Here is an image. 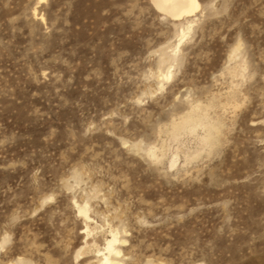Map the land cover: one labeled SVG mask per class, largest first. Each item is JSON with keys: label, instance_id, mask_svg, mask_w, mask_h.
I'll list each match as a JSON object with an SVG mask.
<instances>
[{"label": "rangeland", "instance_id": "374dc122", "mask_svg": "<svg viewBox=\"0 0 264 264\" xmlns=\"http://www.w3.org/2000/svg\"><path fill=\"white\" fill-rule=\"evenodd\" d=\"M199 4L0 0V264H264V0Z\"/></svg>", "mask_w": 264, "mask_h": 264}, {"label": "bare ground", "instance_id": "6f19581e", "mask_svg": "<svg viewBox=\"0 0 264 264\" xmlns=\"http://www.w3.org/2000/svg\"><path fill=\"white\" fill-rule=\"evenodd\" d=\"M152 2L159 11H162L163 13H165L166 15L170 16L175 20L191 18L199 10V8H201L199 4V0H152ZM170 58L172 59L173 57ZM170 77H171V73H167V75H165V78H170ZM201 120L202 119H195L191 115L186 117L181 123L175 125L172 134L173 137L178 138L179 135L183 132L195 133L198 126L201 125ZM82 213L85 215L87 214L85 210H82ZM118 241L119 239L115 235H113L112 239L108 241L105 250L103 249L105 253L103 254V260L101 264H121L116 259V257L120 255V251H121L119 250L120 248H118L116 245Z\"/></svg>", "mask_w": 264, "mask_h": 264}]
</instances>
